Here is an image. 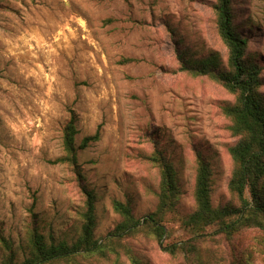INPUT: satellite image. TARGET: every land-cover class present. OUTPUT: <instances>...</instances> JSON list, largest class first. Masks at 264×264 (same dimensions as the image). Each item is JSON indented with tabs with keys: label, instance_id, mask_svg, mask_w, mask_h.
I'll use <instances>...</instances> for the list:
<instances>
[{
	"label": "rangeland",
	"instance_id": "obj_1",
	"mask_svg": "<svg viewBox=\"0 0 264 264\" xmlns=\"http://www.w3.org/2000/svg\"><path fill=\"white\" fill-rule=\"evenodd\" d=\"M215 0H0V264L29 256L34 230L47 243L78 240L92 194L94 239L106 253L53 264H264L262 233L195 242L193 255L170 254L146 228L107 239L123 221L159 205L156 150L172 164L179 195L162 217L164 244L189 240L184 225L197 209V159L210 165L214 209L239 208L229 191L238 138L225 109L236 96L220 83L179 71L215 56L228 68ZM233 27L246 58L261 68L264 102V0H231ZM76 116L78 171L66 163L64 133ZM99 139L81 148L84 138ZM8 242V247L4 242Z\"/></svg>",
	"mask_w": 264,
	"mask_h": 264
},
{
	"label": "trees",
	"instance_id": "obj_2",
	"mask_svg": "<svg viewBox=\"0 0 264 264\" xmlns=\"http://www.w3.org/2000/svg\"><path fill=\"white\" fill-rule=\"evenodd\" d=\"M216 26L222 41L228 49V68L221 70L215 56L202 61H189L179 54V71L193 76L208 77L220 83L228 92L236 96L234 105L225 111L231 118L232 135L238 143L232 149L235 166L229 182L230 193L241 202L239 208L225 206L214 209L210 202L211 170L209 163L201 156L197 159L195 184L196 211L184 225L192 233L189 240L179 243L164 244L166 229L162 225L163 215L172 210L179 195L172 164L156 150L149 159L161 172V185L158 209L136 219L131 209L123 203L114 204L115 211L123 217L122 223L110 232V241L124 240L146 228L170 254L183 253L193 255L197 252L196 241L207 236L213 228V235H224L228 239L245 228H256L262 233L264 248V102L259 89L262 86L261 68L252 59L246 58L247 41L237 34L233 27L231 0H215ZM76 116L71 112V120L65 128V156L55 163H66L74 167L78 177L77 151L75 147ZM98 134L83 139L81 148L97 141ZM88 196V211L84 214L85 225L78 240L72 244L63 239L58 243H47L43 234L34 230L29 239V256L22 262L15 263L13 257L3 264H53L59 260H74L79 254L91 255L106 253L107 241L99 243L94 239L95 227L92 194L84 189ZM8 247L9 243L4 242Z\"/></svg>",
	"mask_w": 264,
	"mask_h": 264
}]
</instances>
